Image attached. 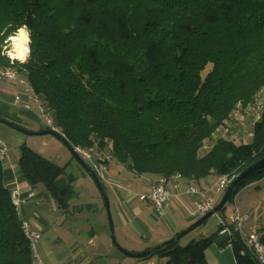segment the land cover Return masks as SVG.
Segmentation results:
<instances>
[{"label": "trees", "instance_id": "16d2710c", "mask_svg": "<svg viewBox=\"0 0 264 264\" xmlns=\"http://www.w3.org/2000/svg\"><path fill=\"white\" fill-rule=\"evenodd\" d=\"M21 28L30 32V54L12 64L5 41ZM9 66L74 147L110 148L139 175L233 179L264 157V112L251 142L216 137L236 104L264 85V0H0V68ZM19 166L30 184L69 206L72 188L57 185L67 166L27 144ZM263 177L264 169L246 177L229 201ZM11 191L0 158V264H34ZM221 229L149 257L210 264L206 252ZM232 247L237 264H262L236 231Z\"/></svg>", "mask_w": 264, "mask_h": 264}, {"label": "crops", "instance_id": "0c3cea01", "mask_svg": "<svg viewBox=\"0 0 264 264\" xmlns=\"http://www.w3.org/2000/svg\"><path fill=\"white\" fill-rule=\"evenodd\" d=\"M22 90L23 85L17 81L0 78V116L33 132L49 129L37 108L33 106L26 108L24 105L31 102L29 94H24L22 101L16 102L15 98ZM31 135L37 138H30ZM55 137L50 133L24 134L0 122V142L7 147V155L3 161L5 182L11 190L18 192L21 200V218L30 221L32 226L42 233L38 251L46 264H166L167 259L159 255L127 260L129 257L114 247L106 232L105 216L94 212L90 214L92 206L81 199L93 185L92 176L84 167L77 164L79 162L75 164L76 158L72 152ZM23 144H28L53 162L67 166L65 174L57 181L60 188L68 186L72 188L67 208L60 207L52 193L43 185H32L27 181L19 166L20 147ZM96 148L102 155L111 157L107 162V178L100 181L103 182L108 194L115 232L123 247L134 252L147 250L172 238L203 216L193 213L201 196L179 194L174 187V180L168 181L167 187L176 196L168 204L164 214L157 215L152 205L142 201L138 196L159 181L157 176L139 175L120 163L110 148L102 149L99 146ZM68 170L71 173L68 174ZM217 177L212 174L201 181L182 180L181 184L183 188L190 185L206 188L214 183ZM251 187L259 190L246 194L248 196L258 194L264 188V177L239 191L244 193ZM223 193L218 195L217 201ZM241 193L238 192L229 207L226 206V218L232 214L235 205L239 207L237 200ZM242 211L253 214L249 224L264 227V215H260L259 211H252L247 207ZM213 216L215 217L211 220ZM213 216L195 229L189 238L186 235L181 239L186 237V241H191L216 232L219 219L216 215ZM231 241L232 236L229 232L221 230L217 233L206 252L210 264H237Z\"/></svg>", "mask_w": 264, "mask_h": 264}, {"label": "built area", "instance_id": "2783aa9c", "mask_svg": "<svg viewBox=\"0 0 264 264\" xmlns=\"http://www.w3.org/2000/svg\"><path fill=\"white\" fill-rule=\"evenodd\" d=\"M8 56H10L12 64L16 59H19L14 58L12 55ZM4 77L15 80L19 84L23 85L21 94H18L15 98L16 102H21L23 99V95L29 94L31 96V102H26L24 104L26 108H31L32 106L37 108L41 112L48 128L66 137V135L55 124L53 117L46 111L43 98L35 92L28 80L25 77L21 76L16 68L11 66L0 68V78ZM263 112L264 85L260 88V90L254 96V99L247 106H243L242 103H238L235 106L229 118L223 123L220 128H218V130L222 132L221 134H219L220 137L228 135V139L242 142L245 141L243 139L242 133L247 131L246 128L248 122L251 121V126L253 129L255 124L259 120H261ZM231 120L233 121L232 123ZM236 126L241 127L239 132H236ZM212 145L213 144H205L201 150H208L212 147ZM75 149L84 160L89 162L90 166L95 170L99 179L106 180L108 173L107 162L111 159V157L105 154L102 155L97 150L96 146L91 148L75 147ZM6 155L7 147L4 143L0 142L1 160L4 161ZM170 180H174V187L176 190H178L179 194L186 193L189 195L201 196V199L197 202L196 209L193 213L197 215H204L216 206L218 195L226 190L232 179L228 175H220L217 177L215 183L211 187L206 188H200L195 185H190L186 188H183L181 184L182 176L180 174H176ZM170 180H168L167 178H161L158 182L152 184V186H150L148 189L138 194L142 201L152 205L155 213L159 216L164 214L166 207L176 196L167 187V183ZM11 196L16 206V210L21 216V200L18 196V192L12 190ZM215 215L219 219V226L222 227L221 230L223 232H229L231 236L233 235V231L240 233L246 239L248 247L255 252L259 261L264 264V242L262 241V233L260 231V228L256 224H253L247 228V223L251 220L252 214L240 210V208L235 205L233 212L229 216V218L223 217L219 213H216ZM22 228L32 249L34 264H46L45 260L41 257L38 251V243L42 238V233L34 228L30 221L24 219L22 221ZM245 229H247V231H245Z\"/></svg>", "mask_w": 264, "mask_h": 264}, {"label": "water", "instance_id": "95a60500", "mask_svg": "<svg viewBox=\"0 0 264 264\" xmlns=\"http://www.w3.org/2000/svg\"><path fill=\"white\" fill-rule=\"evenodd\" d=\"M0 122H3L5 124H7L8 126L16 129L18 131H21L23 133H26V134H34V133H39V134L50 133V134H53L54 136H56L59 140H61L67 146V148L72 152V154L78 160V162L92 176V178L96 182L99 190L101 191L102 196L105 200V204H106V208H107V212H108V218H109L111 235H112V242L126 257L147 258L151 254H153L155 251H157V250H159V249H161V248H163L169 244H172L176 241H179L182 237H184L188 233L194 231L195 229H197L198 227H200L201 225L206 223V221L211 216L215 215L216 213H219L227 205L233 190L242 180H244L246 177H248L252 173H254L258 170L264 169V157H263L262 159L252 163L250 166L245 168L237 177H235L231 180L230 184L227 186L226 190L224 191V194H223L220 202L212 210H210L209 212L204 214L202 217H200L197 221L192 223L186 229H184L180 233L176 234L172 238L162 242L161 244L154 246L152 248H149L147 250L141 251V252H134V251H129V250L125 249L124 247H122L119 244L117 237H116L115 224H114L113 215L111 212L110 200H109L108 194L105 190V187L103 186L102 182L100 181L99 177L97 176L95 170L82 158V156H80V154L77 153L75 147L68 141V139L65 136H63L62 134L55 132L51 129H47V130L41 131V132H33V131L28 130L27 128L13 122V121H10V120L2 117V116H0Z\"/></svg>", "mask_w": 264, "mask_h": 264}, {"label": "rangeland", "instance_id": "374dc122", "mask_svg": "<svg viewBox=\"0 0 264 264\" xmlns=\"http://www.w3.org/2000/svg\"><path fill=\"white\" fill-rule=\"evenodd\" d=\"M22 29V28H21ZM25 29V31L27 32V35H28V38H29V40H28V47H29V49H30V42H31V40H30V32H29V30L27 29V28H24ZM20 30V29H19ZM19 30L16 32V34L15 35H17L18 34V32H19ZM14 36H11V37H9L6 41H5V46H4V51H5V53L6 54H8V55H11V52L13 51V48H14V46H13V38ZM25 60V59H24ZM254 99V98H253ZM238 103H242V102H238ZM237 103V104H238ZM250 103V102H249ZM249 103H247V104H244V103H242V105L243 106H247ZM236 104V105H237ZM233 121L231 120V123H232ZM222 126V125H221ZM234 126V125H233ZM232 128H234V127H232ZM240 129H241V127L240 126H236V132H239L240 131ZM247 131H245V132H243L242 133V136H243V139L245 140V141H243V142H251L252 141V139H253V129H252V126H251V121L250 122H248V125H247ZM234 132H235V130H234ZM222 132L220 131V130H217V137H220V135L219 134H221ZM24 134H26V133H24ZM28 136V135H27ZM30 138H37V137H34V136H30ZM55 138H57V137H55ZM224 138H229L228 137V135L227 136H224ZM56 140V139H55ZM57 140H59V139H57ZM236 143H241L242 141H237V140H234ZM206 144H208V145H210V144H213V142L212 141H207L206 142ZM28 145V144H27ZM205 151H207L206 149H204V150H201V152L202 153H204ZM73 155V154H72ZM74 162H75V164L78 162V160L77 159H75L74 160ZM77 164H80V163H77ZM81 165V164H80ZM81 167L83 168V166L81 165ZM67 173L69 174V173H71L70 172V170H68L67 171ZM92 180H93V185L91 186V189H89V190H87L86 192H85V194L83 195V197L81 198L84 202H86V203H89L91 206H92V211H90V214H92L93 212L95 213V214H103L105 217V222H106V225H107V228H106V232H107V234H108V236H109V238L112 240V235H111V228H110V223H109V218H108V212H107V208H106V204H105V200H104V198H103V196H102V193H101V191L99 190V188H98V186H97V184H96V182L94 181V179L92 178ZM212 183V182H211ZM210 183V184H211ZM215 183V182H214ZM214 183H212L211 185H209L208 187H211ZM106 189H107V186H106ZM254 190H259V189H257V188H255V187H251V188H249V189H247L244 193H241V191H239V194L241 193L242 195L239 197V199L237 200V204L239 205V207H240V209H244V207H247V208H249V209H251L252 211H255V210H257V211H259V213H260V215H264V188L263 189H261L260 190V192L258 193V194H255V195H253V196H248L246 193L247 192H254ZM108 191V190H107ZM109 192V191H108ZM258 192V191H257ZM246 194V195H245ZM244 196V197H243ZM222 197V196H221ZM247 197H249V199L247 198ZM248 199V200H247ZM231 202L232 201H229L228 203H227V205L226 206H228L229 207V205L231 204ZM252 214V213H251ZM253 215V214H252ZM215 216H213L212 218H211V220H213V218H214ZM252 224H249V222L247 223V228L249 227V226H251ZM245 231H247V229H245ZM193 232V231H192ZM192 232H190V233H188L187 234V236H188V238L191 236V233ZM186 236V235H185ZM116 237H117V235H116ZM118 237H119V239H120V241H121V237H120V234L118 233ZM186 238V237H185ZM185 238H183V239H181L180 240V245H187L189 242H190V240L189 241H186L187 239H185ZM117 240H118V238H117ZM118 242H119V240H118ZM113 243V242H112ZM119 244L121 245V242H119ZM114 245V244H113ZM122 245H123V243H122ZM121 245V246H122ZM114 247L115 248H117L115 245H114ZM123 247V246H122ZM125 248V247H124ZM125 249H127V248H125ZM117 250H119L118 248H117ZM128 250V249H127ZM130 251V250H129ZM137 258H133V257H129L127 260H136Z\"/></svg>", "mask_w": 264, "mask_h": 264}, {"label": "bare ground", "instance_id": "6f19581e", "mask_svg": "<svg viewBox=\"0 0 264 264\" xmlns=\"http://www.w3.org/2000/svg\"><path fill=\"white\" fill-rule=\"evenodd\" d=\"M13 39V51L11 55L14 58L21 60L26 59L29 56L30 49L28 47V35L24 28L20 29L17 35H14Z\"/></svg>", "mask_w": 264, "mask_h": 264}]
</instances>
